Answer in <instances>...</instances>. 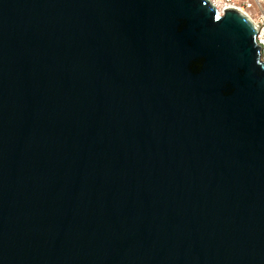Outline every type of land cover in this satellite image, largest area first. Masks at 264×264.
<instances>
[{
	"label": "water",
	"instance_id": "water-1",
	"mask_svg": "<svg viewBox=\"0 0 264 264\" xmlns=\"http://www.w3.org/2000/svg\"><path fill=\"white\" fill-rule=\"evenodd\" d=\"M211 0H0V264H264V62Z\"/></svg>",
	"mask_w": 264,
	"mask_h": 264
},
{
	"label": "built area",
	"instance_id": "built-area-1",
	"mask_svg": "<svg viewBox=\"0 0 264 264\" xmlns=\"http://www.w3.org/2000/svg\"><path fill=\"white\" fill-rule=\"evenodd\" d=\"M222 12L234 8L243 12L256 27V42L261 47L260 58L264 62V0H211Z\"/></svg>",
	"mask_w": 264,
	"mask_h": 264
},
{
	"label": "bare ground",
	"instance_id": "bare-ground-1",
	"mask_svg": "<svg viewBox=\"0 0 264 264\" xmlns=\"http://www.w3.org/2000/svg\"><path fill=\"white\" fill-rule=\"evenodd\" d=\"M217 8V7H216ZM218 9V8H217ZM219 10V9H218ZM220 11V10H219Z\"/></svg>",
	"mask_w": 264,
	"mask_h": 264
}]
</instances>
